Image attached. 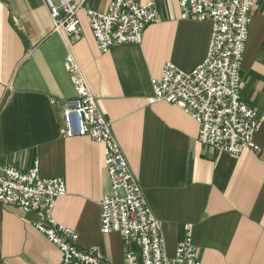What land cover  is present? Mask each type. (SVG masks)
Returning <instances> with one entry per match:
<instances>
[{
  "label": "crops",
  "instance_id": "crops-1",
  "mask_svg": "<svg viewBox=\"0 0 264 264\" xmlns=\"http://www.w3.org/2000/svg\"><path fill=\"white\" fill-rule=\"evenodd\" d=\"M75 1L105 12L110 0ZM132 1L153 2L158 21L140 44L101 53L81 10L78 34L67 36L52 31L43 0H0V165L26 172L38 162L41 178H62L66 194L52 216L77 232V247L110 264H124L127 252L139 261L136 244L100 231L99 203L110 192L105 147L66 137L62 106L52 103L74 96L64 69L71 53L161 224L166 255L190 225L200 264H264V0L252 7L240 68V99L262 119L261 151L238 156L200 145L198 124L179 106L148 103L165 63L190 72L204 61L211 24L183 17L177 0ZM39 220L0 203V264H60L58 248L34 228Z\"/></svg>",
  "mask_w": 264,
  "mask_h": 264
},
{
  "label": "built area",
  "instance_id": "built-area-1",
  "mask_svg": "<svg viewBox=\"0 0 264 264\" xmlns=\"http://www.w3.org/2000/svg\"><path fill=\"white\" fill-rule=\"evenodd\" d=\"M52 22V31L75 36L79 32L77 13L81 10L101 53L112 47L140 44L145 29L158 21L153 2L139 5L132 0H110L105 12L81 8L75 0H43ZM182 16L209 22L211 33L204 61L190 72L172 63L164 64L160 76L151 79L149 104L177 105L198 124L197 142L218 153L232 156L244 150L259 153L254 136L262 119L255 108L240 99V68L257 0H177ZM64 69L74 96L58 103L60 121L66 137H88L105 147L104 164L110 192L99 203L100 231L119 234L138 247L139 261L133 252L124 256V264H200L192 244V227L184 226V237L174 255L168 257L159 220L146 203L141 188L117 144L111 121L100 111L74 57L67 53ZM66 194L62 178L44 179L35 162L26 172L0 165V203L23 212H36L40 220L34 228L55 245L60 264H110L93 251L77 247L76 231L58 224L52 213L58 198Z\"/></svg>",
  "mask_w": 264,
  "mask_h": 264
}]
</instances>
